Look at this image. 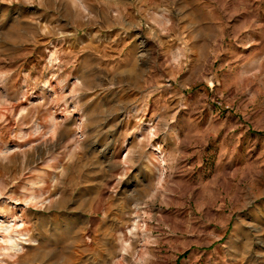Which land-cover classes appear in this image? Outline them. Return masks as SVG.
I'll return each mask as SVG.
<instances>
[{
  "label": "rangeland",
  "instance_id": "374dc122",
  "mask_svg": "<svg viewBox=\"0 0 264 264\" xmlns=\"http://www.w3.org/2000/svg\"><path fill=\"white\" fill-rule=\"evenodd\" d=\"M0 264H264V0H0Z\"/></svg>",
  "mask_w": 264,
  "mask_h": 264
}]
</instances>
